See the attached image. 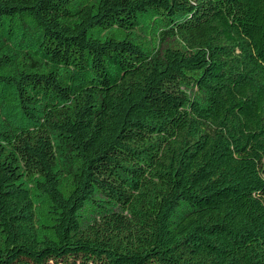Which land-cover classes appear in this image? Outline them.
Wrapping results in <instances>:
<instances>
[{
	"label": "trees",
	"instance_id": "1",
	"mask_svg": "<svg viewBox=\"0 0 264 264\" xmlns=\"http://www.w3.org/2000/svg\"><path fill=\"white\" fill-rule=\"evenodd\" d=\"M0 264H264V0H0Z\"/></svg>",
	"mask_w": 264,
	"mask_h": 264
}]
</instances>
